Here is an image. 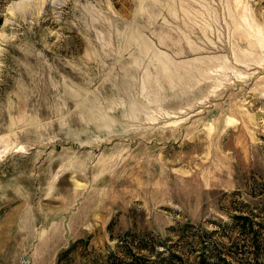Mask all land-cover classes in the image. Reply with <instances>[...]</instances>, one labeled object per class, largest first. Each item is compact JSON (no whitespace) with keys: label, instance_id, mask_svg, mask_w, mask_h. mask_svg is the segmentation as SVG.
Returning a JSON list of instances; mask_svg holds the SVG:
<instances>
[{"label":"rangeland","instance_id":"obj_1","mask_svg":"<svg viewBox=\"0 0 264 264\" xmlns=\"http://www.w3.org/2000/svg\"><path fill=\"white\" fill-rule=\"evenodd\" d=\"M252 235L260 263L264 0H0V264Z\"/></svg>","mask_w":264,"mask_h":264},{"label":"trees","instance_id":"obj_2","mask_svg":"<svg viewBox=\"0 0 264 264\" xmlns=\"http://www.w3.org/2000/svg\"><path fill=\"white\" fill-rule=\"evenodd\" d=\"M256 225L257 223L254 221L253 217L240 216L236 218V226L242 230V233L249 229L251 234H253V229H255ZM128 234L129 233L125 234V236H128ZM255 237L257 238V234H255ZM255 237H253V235L250 236L249 241L251 242L249 244L247 242V252H242V250H239V256L241 258L236 260L223 254L205 252V247H201L200 250H198L199 252L197 256L195 257L197 260L196 264H264V261L259 263L256 261V259H254L255 250H258L259 245H262L261 242L258 243ZM203 242L204 241H202L201 244ZM157 246L158 244L156 242H151L150 244L145 243L144 245H141L137 248H133L131 245H129L130 248H128L127 254H122L129 261L126 262V264H185L176 254L161 258L163 254L162 252L156 251Z\"/></svg>","mask_w":264,"mask_h":264}]
</instances>
